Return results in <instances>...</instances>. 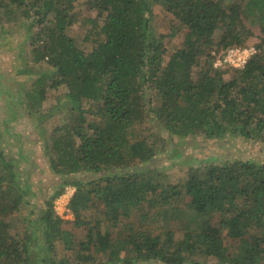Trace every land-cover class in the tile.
Instances as JSON below:
<instances>
[{
  "label": "trees",
  "instance_id": "obj_1",
  "mask_svg": "<svg viewBox=\"0 0 264 264\" xmlns=\"http://www.w3.org/2000/svg\"><path fill=\"white\" fill-rule=\"evenodd\" d=\"M77 1L0 0L9 21H17V12L25 21L30 61L45 70L27 90L24 110L40 114L49 91L60 87L74 105L48 140L40 136L50 171L64 178L92 174L87 183H68L76 187L68 209L83 237L66 232L55 217L64 183L38 222L46 247L35 248V232L12 227L24 193L17 192L18 160L0 143V264H264V164L210 165L179 184L148 165L165 151L166 136L187 143L230 134L264 145V51L229 80L231 68L215 69L212 56L248 46L250 25L260 27L257 47L264 49V0H89L97 16L83 20L91 25L83 44L69 34L79 22ZM154 5L186 33L166 63L164 36L152 24ZM144 124L154 141L138 136ZM97 216L104 220L96 226ZM173 228L183 233L180 240ZM59 243L75 257H61Z\"/></svg>",
  "mask_w": 264,
  "mask_h": 264
},
{
  "label": "rangeland",
  "instance_id": "obj_2",
  "mask_svg": "<svg viewBox=\"0 0 264 264\" xmlns=\"http://www.w3.org/2000/svg\"><path fill=\"white\" fill-rule=\"evenodd\" d=\"M31 1L28 0V2ZM88 1L78 0L75 3L79 22L69 30V34L80 44L86 42L84 41V37L91 26L82 25L83 20L88 17L94 18L97 16V12L90 9ZM17 14V21H9L0 10V143L1 148L8 155L18 160L17 167L19 166L22 187L17 192L24 193L23 202L25 203L12 216V227L15 230H19L22 234L26 232V235L35 232L34 239L37 242L35 248L38 246V248L44 250L46 245L42 229H37L38 222L41 212L45 208V202L64 183L67 184L64 187L62 195L56 197L54 200L55 217L59 216L62 219V228L66 232H72L74 236L83 237L84 230L75 225L74 215L66 212L63 206L65 198L62 199V196L67 192H73L74 196L76 187L68 185L69 182L83 181L87 183L92 179V174L88 172L64 178L54 175L49 169L48 157L45 155V148L41 144L40 136H43V141L48 140V137L53 132L52 130L60 125L61 120L70 118L71 114H73L70 111V107H74V105L68 102L66 87H60L59 90L49 91L50 97L44 104L40 114L34 113L33 115H29L24 110L23 104L26 101L25 94L28 92L27 90L31 88L30 86L40 75L39 73L45 70L40 69L30 61L28 44L26 41H23L24 37H26V30L21 28L22 24H25V21L21 20L19 22L20 15L18 12ZM152 24L157 35L164 36V45L168 49L164 57V63H166L176 50L182 48L186 34L185 30L159 5L153 6ZM250 26L253 36L247 41V44L248 46L255 47L258 55L260 51H264V49L257 47L262 42L263 33L258 25ZM83 46H85L84 50L86 52L92 49L89 42ZM235 73L234 69L227 70L225 79L229 80L233 78ZM20 102L22 106L19 105ZM62 111H64V114L58 116ZM41 121L43 122L42 127L37 125ZM148 128L151 127L144 124L136 132L138 136L145 137L148 141H154V137L151 135L153 128L151 131ZM42 133L43 135H40ZM165 142V151L159 154L156 160L148 165L149 169H156L163 177H169V180L174 184L185 182L194 170L210 165H223L239 160L264 164V145L257 141L245 140L233 135L231 136L230 134L224 139L217 141H207L201 137H197L187 143H181L178 139L169 140L166 136ZM162 144L164 143L162 142ZM25 184L30 188L29 193L24 191ZM83 214L87 220L93 218L88 211ZM98 218L99 220L95 219L92 222L96 226L99 224V221L104 220L103 216ZM29 227L30 231L28 232ZM173 229L176 232V239L180 240L183 233L179 229ZM120 231H123L121 227L117 230V234L114 235L113 233L112 236L118 238L121 233ZM153 233L154 235L158 234V231L154 229ZM66 246L70 247V245L65 243L57 244L58 254L61 257L66 256V258L73 259L75 257L73 252L66 251ZM42 257L49 259L51 255H48L45 251Z\"/></svg>",
  "mask_w": 264,
  "mask_h": 264
},
{
  "label": "built area",
  "instance_id": "obj_3",
  "mask_svg": "<svg viewBox=\"0 0 264 264\" xmlns=\"http://www.w3.org/2000/svg\"><path fill=\"white\" fill-rule=\"evenodd\" d=\"M258 51L253 46H234L220 52L213 51L212 56L214 57V68L215 69H235L242 71L246 68L250 60L257 55ZM67 191V190H66ZM72 193H65L62 199L65 198L64 207L66 212L71 213L68 209Z\"/></svg>",
  "mask_w": 264,
  "mask_h": 264
}]
</instances>
